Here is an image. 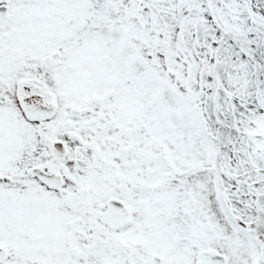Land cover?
<instances>
[{"label":"snow or ice","instance_id":"snow-or-ice-1","mask_svg":"<svg viewBox=\"0 0 264 264\" xmlns=\"http://www.w3.org/2000/svg\"><path fill=\"white\" fill-rule=\"evenodd\" d=\"M0 264H264V0H0Z\"/></svg>","mask_w":264,"mask_h":264}]
</instances>
